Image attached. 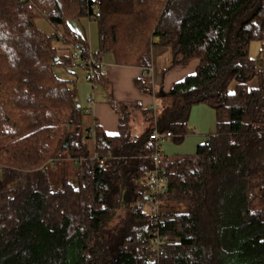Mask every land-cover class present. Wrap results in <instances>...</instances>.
<instances>
[{
    "label": "trees",
    "instance_id": "obj_1",
    "mask_svg": "<svg viewBox=\"0 0 264 264\" xmlns=\"http://www.w3.org/2000/svg\"><path fill=\"white\" fill-rule=\"evenodd\" d=\"M84 17L98 25L95 56L143 68L136 85L145 94L152 49L171 53L166 71L199 63L162 94L167 112L140 138L129 109L112 100L119 134L88 125L74 85L54 72L70 68L74 43L88 48L66 23ZM40 19L65 33L42 32ZM253 42L264 43V0H0V264H264V70ZM95 77L104 82L102 69ZM201 104L215 111L216 131L195 154L164 157L167 241L156 260L140 205L150 196L149 135L156 127L182 143Z\"/></svg>",
    "mask_w": 264,
    "mask_h": 264
},
{
    "label": "crops",
    "instance_id": "obj_2",
    "mask_svg": "<svg viewBox=\"0 0 264 264\" xmlns=\"http://www.w3.org/2000/svg\"><path fill=\"white\" fill-rule=\"evenodd\" d=\"M38 22L39 20L37 23ZM72 33L83 41L88 49L92 50L93 47L90 42V34L88 35L85 30L82 34L81 32ZM98 51L99 31L98 48L96 47V49H94V54H97ZM58 55L63 59L69 58L70 50L66 49L61 43ZM102 59L104 62V67L102 69L104 82L98 84L96 89H93L90 82L87 81V76L85 79L77 78L74 86L76 100L80 107L88 111L86 117L88 125L91 124L92 126L97 124L108 136L118 135L120 129V117L110 105L109 101L112 100L116 104L128 108L130 112L129 125L132 128L133 135L139 138L154 126L151 120L153 115H151L152 113L150 112L152 106H155L157 111H159V109L163 110L164 103L162 94L169 92L176 83L194 74L199 64L198 61H193L188 66H177L170 71H166L172 62L171 53L165 48L152 49L151 61L153 70L150 71V79L153 92L149 95L143 93L136 85L137 81L146 77V71H144L143 68L120 65L116 62L112 53L103 55ZM260 66L264 70V43L261 45ZM236 86V82L230 85V94H234ZM248 86L250 88H255L257 86L256 80L252 81ZM89 98H92L93 102H89ZM156 118L158 121V115ZM190 124L197 132V135L190 137V141L194 142L196 145L195 151L193 153H184L179 150V148H169L166 153H162L165 159L175 160L180 157L195 154L198 146L204 144L208 140V137L215 133L217 125L216 113L207 105H196L191 110L189 125Z\"/></svg>",
    "mask_w": 264,
    "mask_h": 264
},
{
    "label": "built area",
    "instance_id": "obj_3",
    "mask_svg": "<svg viewBox=\"0 0 264 264\" xmlns=\"http://www.w3.org/2000/svg\"><path fill=\"white\" fill-rule=\"evenodd\" d=\"M83 66L87 70V81L90 82L93 89H96L98 83L95 77V70L103 69L104 62L99 59L88 48H85L82 43L76 42L71 47V66ZM153 69H151L152 71ZM89 102H93L92 98L88 99ZM172 134L160 133L155 127L149 135L148 145L153 148L151 154V161L153 163V169L149 173L148 185L150 188L149 201L142 203L141 208H147L149 211V224L154 228V248L155 259L160 260L165 255V245L167 237L162 236L159 232L161 223L160 219V203L159 197L166 192L167 181L163 175L164 155L162 154L160 147L161 143L170 139Z\"/></svg>",
    "mask_w": 264,
    "mask_h": 264
},
{
    "label": "rangeland",
    "instance_id": "obj_4",
    "mask_svg": "<svg viewBox=\"0 0 264 264\" xmlns=\"http://www.w3.org/2000/svg\"><path fill=\"white\" fill-rule=\"evenodd\" d=\"M66 23L68 25V29H70L72 32H76V33L81 32V34H82L83 31L85 30L88 35L90 34V37H91L90 42L92 44V47L94 49H96V47L98 48V25H97L96 21H94V19L89 18V17H86V18L84 17V18H79V19L78 18H69ZM37 24H38L39 28L48 35L54 34L55 31L59 35H63L65 33V30H66L64 26H60L56 30L45 19H40ZM46 31H48V32H46ZM56 44H57V48L59 49L61 47V43L57 42ZM261 45H262V43H260V42H253L252 45L250 46L251 57L255 58L259 62H260ZM93 48L91 51H93V53H94ZM54 72L58 78H60L61 80L69 81L74 86H75V82H76L77 78L85 79V77L87 76V70L83 66H80V65L75 66V67L70 66L69 69H66L65 67H63L59 64V65L55 66ZM168 104H167V108L169 107V109H170L171 106ZM165 112H167V111L159 109V111L157 112L158 119L161 120L163 118ZM152 121H153L152 124L155 126V124L157 123V118L154 117ZM138 122H139V119H138ZM189 130H190V132L186 136L185 140L180 144L176 143L173 139H167L166 141L162 142L161 148H160L161 152L166 153L169 148H173V149L179 148V150L183 151L184 153H193L195 151L196 145L194 144V142L190 141V137L197 135V132L191 127V124L189 125ZM208 139H209V137H208ZM88 143H89L90 151H93V141H88ZM66 164H67V167L65 166L67 168L66 173H68L69 175L75 176L79 172V167L77 164H75L73 162H68ZM63 167L64 166H62V168ZM58 173H59V171H58ZM53 174L54 175L52 176L53 177L52 179L54 180L56 178L55 175L57 174V172H54V170H53Z\"/></svg>",
    "mask_w": 264,
    "mask_h": 264
},
{
    "label": "water",
    "instance_id": "obj_5",
    "mask_svg": "<svg viewBox=\"0 0 264 264\" xmlns=\"http://www.w3.org/2000/svg\"><path fill=\"white\" fill-rule=\"evenodd\" d=\"M57 61V60H56Z\"/></svg>",
    "mask_w": 264,
    "mask_h": 264
}]
</instances>
